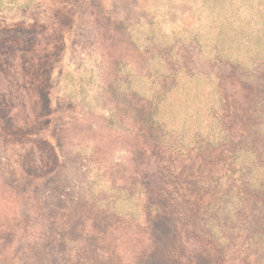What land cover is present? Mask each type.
I'll return each instance as SVG.
<instances>
[{"label":"rangeland","instance_id":"374dc122","mask_svg":"<svg viewBox=\"0 0 264 264\" xmlns=\"http://www.w3.org/2000/svg\"><path fill=\"white\" fill-rule=\"evenodd\" d=\"M0 264H264V0H0Z\"/></svg>","mask_w":264,"mask_h":264}]
</instances>
